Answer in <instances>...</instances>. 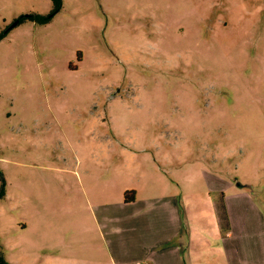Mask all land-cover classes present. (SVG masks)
Returning <instances> with one entry per match:
<instances>
[{"label":"rangeland","instance_id":"374dc122","mask_svg":"<svg viewBox=\"0 0 264 264\" xmlns=\"http://www.w3.org/2000/svg\"><path fill=\"white\" fill-rule=\"evenodd\" d=\"M56 8L0 0L4 264H114L102 212L134 195L208 219L231 182L264 209V0Z\"/></svg>","mask_w":264,"mask_h":264},{"label":"crops","instance_id":"0c3cea01","mask_svg":"<svg viewBox=\"0 0 264 264\" xmlns=\"http://www.w3.org/2000/svg\"><path fill=\"white\" fill-rule=\"evenodd\" d=\"M247 187L216 189L222 199L211 201L208 219L196 216L197 205L181 193L134 195L122 208L128 216L102 212L114 264H264V209Z\"/></svg>","mask_w":264,"mask_h":264},{"label":"trees","instance_id":"16d2710c","mask_svg":"<svg viewBox=\"0 0 264 264\" xmlns=\"http://www.w3.org/2000/svg\"><path fill=\"white\" fill-rule=\"evenodd\" d=\"M56 5H57V8L55 11H58L60 8H61V0H53ZM52 17L49 15V16H41V15H38V14H31V15H28V16H23L20 18V20L17 22V23H21L25 20H30V21H33V22H36L40 25L42 24H47L51 21ZM1 39V37H0ZM127 200H130V199H133V198H126ZM0 264H4V262L1 260L0 258Z\"/></svg>","mask_w":264,"mask_h":264}]
</instances>
